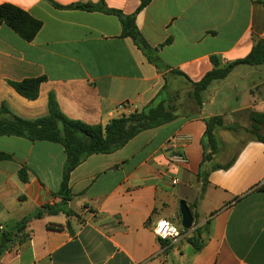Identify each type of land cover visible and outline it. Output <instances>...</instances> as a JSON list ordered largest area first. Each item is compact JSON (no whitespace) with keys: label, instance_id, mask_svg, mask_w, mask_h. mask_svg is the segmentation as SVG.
Returning <instances> with one entry per match:
<instances>
[{"label":"crops","instance_id":"obj_1","mask_svg":"<svg viewBox=\"0 0 264 264\" xmlns=\"http://www.w3.org/2000/svg\"><path fill=\"white\" fill-rule=\"evenodd\" d=\"M52 1L60 6L99 2ZM0 4L14 5L42 23L32 42L0 25V105L5 103L16 116L27 120L46 116L47 95L53 92L66 117L105 125L143 109L166 77L168 92L178 91L180 97L175 121L142 132L111 154L92 155L77 167L70 176L73 196L67 202L76 216L60 213L30 220L24 230L27 239L16 240L14 252L5 253L0 264H264V191L256 189L264 179V143L241 127L240 132L218 128L215 133L222 145H232L244 132L245 139L229 168L212 170L233 156L202 163L206 119L218 116L226 125H235L238 114L248 112L249 117L264 109L251 90L252 99L232 109L231 96L220 97L213 109L220 93L209 100L204 98L208 91L202 93L200 108L188 97L191 82L213 69L211 57L224 67L264 41V5L255 0H152L135 23L166 68L159 72L130 38L121 37L120 22L113 15L59 10L45 0ZM104 4L130 15L140 0ZM260 72L259 67L239 66L211 86L221 92L230 81L245 82L254 76L258 81ZM37 77L46 81L34 101L22 98L8 84ZM0 153L9 156L0 160V227L60 202L57 193L65 164L61 145L3 136ZM178 154L187 163L174 162L172 157ZM200 173L206 179L203 193ZM181 201L196 217L191 230L181 233L176 243L159 240L153 234L159 220L172 222L182 232ZM205 224L204 246L194 253L187 239Z\"/></svg>","mask_w":264,"mask_h":264},{"label":"trees","instance_id":"obj_2","mask_svg":"<svg viewBox=\"0 0 264 264\" xmlns=\"http://www.w3.org/2000/svg\"><path fill=\"white\" fill-rule=\"evenodd\" d=\"M45 1L59 10H84L115 16L121 25V37L130 38L147 58L148 62L154 65L159 72L166 70V68L162 69L159 64L157 50L150 47L135 23L136 16L152 0H140L137 9L130 15H125L119 10L106 8L104 0H99L97 4L78 2L69 6H60L52 0ZM255 1L264 5V0ZM1 24L9 27L26 42H32L42 27L41 21L11 4H0ZM211 62L213 69L207 72L200 81L191 82L192 90L188 97L195 102L198 108L202 105L201 94L208 91V88L214 82L227 79L235 68L239 66L259 67L264 65V41H259L245 58L224 67L219 66L215 57H211ZM170 74L188 80L179 71H171ZM164 80L165 84L162 89L143 109L114 118L105 125H88L82 121L66 117L61 112L53 92L47 95V115L37 119L27 120L20 118L12 113L5 103L0 105V137H19L30 141H47L59 144L65 154L62 181L57 193L60 202L53 206L44 205L21 221L4 227L0 231V259L7 251L12 250L16 240L21 243L27 239L24 230L25 225L30 220L40 219L44 215L55 216L60 213L65 214L67 217L76 216L67 207V202L73 196L69 186L70 176L88 157L98 154H111L124 147L142 132L163 127L179 117V92L170 94L168 92L169 79L166 77ZM45 81V77H37L24 79L19 82L10 81L8 84L22 98L34 101L38 98L40 86ZM248 119L250 122L247 129L248 132L257 141L264 143V134H262V131H264V113L250 112ZM205 125V146L202 163L210 162L222 145L215 135V131L218 128L229 131L237 130L235 125H226L222 118L218 116L206 119ZM8 158V155L0 153V160ZM234 160L235 156L225 165L215 164L212 166V170L227 169L233 164ZM19 176L22 181L26 180L23 170L19 172ZM201 177L203 180L201 192L203 193L206 183L205 174L200 173L198 178L201 179ZM256 189L264 191V187H256ZM193 217L196 219L195 215ZM66 226L70 234L73 235L74 232L69 228V223ZM206 229L207 224L197 228L193 232L192 237L187 239L192 245L194 253L199 252L203 248L205 241L202 236L207 234ZM183 232L187 231L183 229L181 233Z\"/></svg>","mask_w":264,"mask_h":264},{"label":"rangeland","instance_id":"obj_3","mask_svg":"<svg viewBox=\"0 0 264 264\" xmlns=\"http://www.w3.org/2000/svg\"><path fill=\"white\" fill-rule=\"evenodd\" d=\"M259 68L261 69L260 72L261 76L259 77L258 81L256 76H254V78H250L246 80L245 82H240L238 80L230 81L227 82V84L225 85L226 88L224 89L222 88L223 90H221V92H217L216 88H214L215 86H210L208 88V93L205 94L204 98H206V100H209L210 97L214 96L216 93L217 94L220 93L218 95L219 97H217V99L214 100L215 102L212 106L213 109L216 108L218 99L220 97L225 100L227 96H231L232 99L231 109H232V108H236V106H242L247 101L251 100L252 99V94H250V90H251L253 95H255V99H258V104L261 106V109H264V65L259 66ZM255 84L257 86L254 87ZM227 107H228V103H227ZM247 115L248 112H244V115L240 113L237 116H235L236 117L235 127H237V130H235L234 132H240V127H241L245 130V132H247V134H250L247 130L249 127V120ZM242 118H244V120ZM225 131H229V130H225ZM245 132L244 134L246 136ZM262 134H264V131H262ZM215 135L217 137V133H215ZM245 136H237L236 142H234L232 145L223 144L221 147H219V150L214 155V157L222 156L221 161L229 160L235 154L237 148L239 147L240 142H242L241 139H245ZM199 214L202 217L204 215V210L199 211Z\"/></svg>","mask_w":264,"mask_h":264},{"label":"built area","instance_id":"obj_4","mask_svg":"<svg viewBox=\"0 0 264 264\" xmlns=\"http://www.w3.org/2000/svg\"><path fill=\"white\" fill-rule=\"evenodd\" d=\"M172 160L177 163L185 164L187 163L186 158L183 155H175L172 157ZM257 187H264V179H262L261 183ZM3 227H0V231ZM153 234L161 241H165L168 243H176L181 238L180 230L170 221L168 220H159L154 228ZM14 248L12 250L7 251L6 253L14 252Z\"/></svg>","mask_w":264,"mask_h":264},{"label":"water","instance_id":"obj_5","mask_svg":"<svg viewBox=\"0 0 264 264\" xmlns=\"http://www.w3.org/2000/svg\"><path fill=\"white\" fill-rule=\"evenodd\" d=\"M179 210L181 214V227L182 229L189 231L193 226V216L185 202L179 203Z\"/></svg>","mask_w":264,"mask_h":264}]
</instances>
